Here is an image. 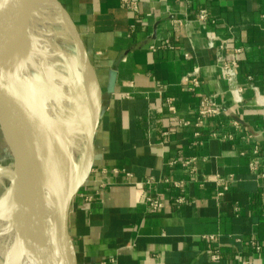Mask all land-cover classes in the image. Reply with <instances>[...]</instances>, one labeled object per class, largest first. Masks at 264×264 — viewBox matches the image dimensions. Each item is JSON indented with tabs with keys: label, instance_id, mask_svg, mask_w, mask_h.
I'll return each mask as SVG.
<instances>
[{
	"label": "crops",
	"instance_id": "crops-1",
	"mask_svg": "<svg viewBox=\"0 0 264 264\" xmlns=\"http://www.w3.org/2000/svg\"><path fill=\"white\" fill-rule=\"evenodd\" d=\"M59 1L102 91L71 264H264V0Z\"/></svg>",
	"mask_w": 264,
	"mask_h": 264
},
{
	"label": "bare ground",
	"instance_id": "bare-ground-1",
	"mask_svg": "<svg viewBox=\"0 0 264 264\" xmlns=\"http://www.w3.org/2000/svg\"><path fill=\"white\" fill-rule=\"evenodd\" d=\"M7 1L0 0V20L8 9ZM30 3L33 23L42 40L33 61V99L30 103L26 98L22 101L21 95H31L32 91L23 82L16 83L13 76L8 87L14 91L9 89L3 103L16 107L22 103L26 107L25 122L29 129L25 134L30 146L33 190L37 202L52 210L61 203L80 169L87 135L98 110L100 89H92L96 76L85 53L71 52L60 44V38L65 36L60 28H68V21L56 0H30ZM9 63L14 67L12 59ZM11 117L13 122L17 120L13 110ZM19 181L17 170L0 167V264H34L29 255H21L29 240L30 226L25 221ZM35 237H39L38 232Z\"/></svg>",
	"mask_w": 264,
	"mask_h": 264
},
{
	"label": "water",
	"instance_id": "water-1",
	"mask_svg": "<svg viewBox=\"0 0 264 264\" xmlns=\"http://www.w3.org/2000/svg\"><path fill=\"white\" fill-rule=\"evenodd\" d=\"M7 2L8 9L3 16L4 18L0 20V41L4 46V49L1 48L0 50V69L1 66L5 69L4 71L0 70V131L12 158L11 163H7L2 167L11 171L17 170L19 173V182L23 188L25 221L30 226L29 240L21 255H29L34 264H71L70 208L73 199L86 184L94 168L95 137L101 119L102 91L98 82L100 102L91 130L87 135L86 148L78 174L75 176L72 186L62 198L61 203L52 210H46L37 202L33 190L32 174L29 168L30 146L26 143L27 134H25L26 131L28 133L29 129L28 123L25 122L26 107L22 103L19 105L20 107H16L15 104L11 105L9 102H7L8 104L3 103L4 88L10 92L9 89L11 88L8 87L9 85L6 86V83L9 84L10 79L14 78L13 76H15L14 81L16 83L23 82L24 86H29L32 91L31 95H28V93L25 96L21 95L22 101L24 102L25 98L27 103L32 101L35 77L33 61L35 62L36 52L40 49L42 40L38 29L33 23V10L30 0H8ZM56 3L68 21V27L72 30L76 46L87 56L79 32L71 18L60 1L56 0ZM10 59L14 62L12 68L9 63ZM88 62L91 65L89 58ZM10 106H13L12 109ZM10 110L16 113L18 120H15L16 124L11 119ZM18 117L22 118L19 120ZM11 184L12 181H9L8 185L11 186ZM37 232L39 234L38 238L35 237ZM36 241L37 243H35Z\"/></svg>",
	"mask_w": 264,
	"mask_h": 264
},
{
	"label": "built area",
	"instance_id": "built-area-1",
	"mask_svg": "<svg viewBox=\"0 0 264 264\" xmlns=\"http://www.w3.org/2000/svg\"><path fill=\"white\" fill-rule=\"evenodd\" d=\"M187 2H190L192 0H186ZM123 5L133 11V12H137L139 9V4L137 0H122ZM199 18L202 21H209L210 20V15L208 13V11L206 9H200L199 10ZM238 61L233 60L230 63L225 64V72L227 73V75L229 77H233L235 75V67L237 66ZM198 70H196V72H194V74L197 73ZM194 76V75H193ZM193 84H198L199 81L196 77L192 78ZM218 109L216 107V105L210 101V100H203L201 102V107L199 108V111L197 113V117L195 119V122L191 123V121H182L180 123V125H186V124H193L198 130L195 132V135L198 137L201 135V131L200 129L202 128V126H204L206 120L211 117V116H215L218 115ZM235 125L238 126V124L235 122ZM212 135L214 137H221L222 139H233V135L232 134H223L222 136H220L217 132H213ZM253 169L257 170V166L253 163ZM261 178L264 179V171L261 173ZM147 183H149V181H147ZM225 190H228V185L224 186ZM223 193L221 192L220 195H222ZM180 201H182V199H180ZM148 202H149V206L151 208L152 211H157L161 208L162 203L159 199L154 198V197H149L148 198ZM212 257L214 259H218L219 256L217 255V253L213 254Z\"/></svg>",
	"mask_w": 264,
	"mask_h": 264
},
{
	"label": "rangeland",
	"instance_id": "rangeland-1",
	"mask_svg": "<svg viewBox=\"0 0 264 264\" xmlns=\"http://www.w3.org/2000/svg\"><path fill=\"white\" fill-rule=\"evenodd\" d=\"M71 28L70 27H68V28H64V27H62V28H60V32L61 33H63L65 36L64 37H61L60 38V44L62 45V46H64L66 49H68L69 51H79L80 52V50H79V47L78 46H76V44H75V40H74V38H73V34H72V30H70ZM70 30V31H69ZM69 34H68V33ZM68 35H67V34ZM67 37V38H66ZM65 41V42H64ZM4 49V46L3 45H1L0 46V49ZM1 71H4L5 69L1 66V69H0ZM1 74V73H0ZM10 84V83H9ZM8 85V83H6V86ZM5 87V86H4ZM5 89V88H4ZM6 91V92H5ZM8 93V91L7 90H4V95H3V99L4 98H6L7 97V94ZM11 119H13L12 117H11ZM14 120V119H13ZM15 124H16V122H15ZM5 158V160H3ZM12 160V158H11V154H10V151H9V149H8V147H7V145H6V143H5V141H4V139H3V137H2V134H1V131H0V167H2L3 165H5V164H7V163H11L10 161ZM0 194H1V189H0Z\"/></svg>",
	"mask_w": 264,
	"mask_h": 264
}]
</instances>
